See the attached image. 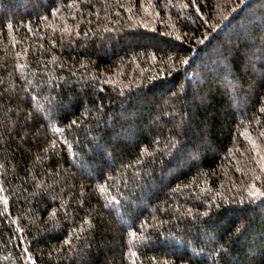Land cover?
I'll return each mask as SVG.
<instances>
[{"label":"trees","instance_id":"16d2710c","mask_svg":"<svg viewBox=\"0 0 264 264\" xmlns=\"http://www.w3.org/2000/svg\"><path fill=\"white\" fill-rule=\"evenodd\" d=\"M0 264H264V0H0Z\"/></svg>","mask_w":264,"mask_h":264}]
</instances>
